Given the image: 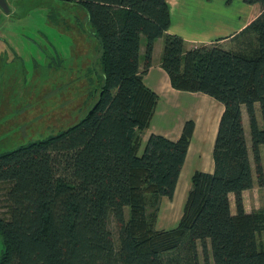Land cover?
Masks as SVG:
<instances>
[{"label": "trees", "instance_id": "trees-1", "mask_svg": "<svg viewBox=\"0 0 264 264\" xmlns=\"http://www.w3.org/2000/svg\"><path fill=\"white\" fill-rule=\"evenodd\" d=\"M66 1L89 12L102 46L103 83L80 123L0 154L6 207L0 214V264H187L164 256L182 246L194 255L197 244L204 255L210 247L214 264H264V209L247 213L242 196L254 180L264 185V0H244L251 9L239 51L188 48L168 32L167 0ZM161 38L162 68L172 87L203 92L224 105L214 171L193 173L183 214L169 230H157L160 202L174 197L195 126L186 122L177 142L153 134L140 152L159 99L143 75Z\"/></svg>", "mask_w": 264, "mask_h": 264}, {"label": "rangeland", "instance_id": "rangeland-1", "mask_svg": "<svg viewBox=\"0 0 264 264\" xmlns=\"http://www.w3.org/2000/svg\"><path fill=\"white\" fill-rule=\"evenodd\" d=\"M7 1L13 16H7L0 45V154L58 136L80 123L98 99L104 76L102 46L83 5L66 0ZM208 1L230 9V14L241 16L243 12L247 17L244 0ZM142 44L147 45L145 37ZM255 109L258 123L263 125L259 104ZM247 130L250 134L249 124ZM262 159L264 164L263 149ZM255 183V190L246 195V207L251 212L264 209V185ZM173 198H162L157 230L178 225L184 206L180 203L178 208ZM3 201L1 197L2 215L6 211ZM233 208L236 214L234 198ZM110 226L118 246L116 225L111 222ZM197 246L194 255L182 246L164 259L214 264L210 247L204 255L202 246ZM2 250L0 239V256Z\"/></svg>", "mask_w": 264, "mask_h": 264}, {"label": "crops", "instance_id": "crops-1", "mask_svg": "<svg viewBox=\"0 0 264 264\" xmlns=\"http://www.w3.org/2000/svg\"><path fill=\"white\" fill-rule=\"evenodd\" d=\"M167 2L171 20L168 32L172 35L181 36L188 48L198 45H217L230 51L242 49V43L245 42L242 35L250 18L251 8L248 4L246 17L243 12L241 16L239 13L234 15L231 12L232 14H230V9L228 11L224 6L207 2V0H167ZM163 43L164 38L158 39L154 43L152 65L143 75L146 86L159 96L153 121L149 129L143 134V143L145 144L153 134L177 142L184 131L186 122L189 120L194 122L195 129L192 140L173 198L178 201L176 206L180 203L184 206L192 188L193 173L199 171L211 174L214 171L213 148L219 122L224 114V105L203 92H186L172 87L167 71L162 68ZM140 45L139 64L140 69L144 70L145 59L143 60L141 56L145 55L146 46L142 44V39ZM242 111L246 142L250 148L251 136L247 130L248 115L245 107ZM261 126L263 125L261 124ZM205 155L207 156L205 157ZM255 185L254 180V187L242 193L244 208L247 213H253V211H249L246 207V195L255 190ZM230 197L231 210L235 214L233 208L235 196L231 194ZM181 205L178 208H181ZM256 209L259 210V208Z\"/></svg>", "mask_w": 264, "mask_h": 264}, {"label": "flooded vegetation", "instance_id": "flooded-vegetation-1", "mask_svg": "<svg viewBox=\"0 0 264 264\" xmlns=\"http://www.w3.org/2000/svg\"><path fill=\"white\" fill-rule=\"evenodd\" d=\"M10 5V2H8L7 0H5L4 4L0 3V45L3 44L1 37L7 27V16H13V10L11 9ZM1 62L2 60L0 59V63Z\"/></svg>", "mask_w": 264, "mask_h": 264}, {"label": "water", "instance_id": "water-1", "mask_svg": "<svg viewBox=\"0 0 264 264\" xmlns=\"http://www.w3.org/2000/svg\"><path fill=\"white\" fill-rule=\"evenodd\" d=\"M4 2H5V0H0V3H1V4H4Z\"/></svg>", "mask_w": 264, "mask_h": 264}, {"label": "bare ground", "instance_id": "bare-ground-1", "mask_svg": "<svg viewBox=\"0 0 264 264\" xmlns=\"http://www.w3.org/2000/svg\"><path fill=\"white\" fill-rule=\"evenodd\" d=\"M206 157V156H205Z\"/></svg>", "mask_w": 264, "mask_h": 264}]
</instances>
